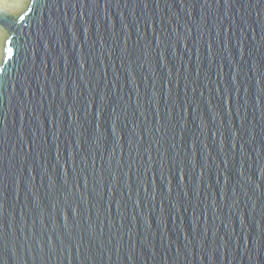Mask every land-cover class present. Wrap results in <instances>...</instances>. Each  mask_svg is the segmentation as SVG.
I'll return each instance as SVG.
<instances>
[{"label": "water", "instance_id": "obj_1", "mask_svg": "<svg viewBox=\"0 0 264 264\" xmlns=\"http://www.w3.org/2000/svg\"><path fill=\"white\" fill-rule=\"evenodd\" d=\"M0 87L3 264H264V0H48Z\"/></svg>", "mask_w": 264, "mask_h": 264}, {"label": "snow or ice", "instance_id": "obj_2", "mask_svg": "<svg viewBox=\"0 0 264 264\" xmlns=\"http://www.w3.org/2000/svg\"><path fill=\"white\" fill-rule=\"evenodd\" d=\"M48 0H0V87L3 86L2 77L7 72V67L15 63L16 37L15 24L23 22L26 17L35 14L41 4L47 5ZM0 237V242H2ZM2 256V251H0ZM0 264H3L0 259Z\"/></svg>", "mask_w": 264, "mask_h": 264}]
</instances>
